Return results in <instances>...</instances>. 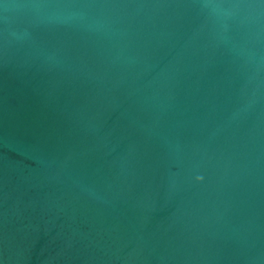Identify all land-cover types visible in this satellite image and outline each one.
I'll list each match as a JSON object with an SVG mask.
<instances>
[{"label":"water","instance_id":"1","mask_svg":"<svg viewBox=\"0 0 264 264\" xmlns=\"http://www.w3.org/2000/svg\"><path fill=\"white\" fill-rule=\"evenodd\" d=\"M0 264H264V0H0Z\"/></svg>","mask_w":264,"mask_h":264}]
</instances>
